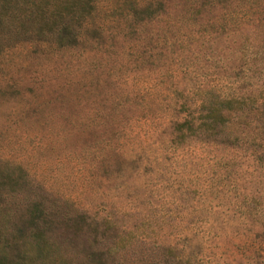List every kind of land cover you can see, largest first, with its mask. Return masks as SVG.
Returning a JSON list of instances; mask_svg holds the SVG:
<instances>
[{"label":"rangeland","instance_id":"1","mask_svg":"<svg viewBox=\"0 0 264 264\" xmlns=\"http://www.w3.org/2000/svg\"><path fill=\"white\" fill-rule=\"evenodd\" d=\"M5 13L0 264H264V0H97L69 47Z\"/></svg>","mask_w":264,"mask_h":264},{"label":"trees","instance_id":"2","mask_svg":"<svg viewBox=\"0 0 264 264\" xmlns=\"http://www.w3.org/2000/svg\"><path fill=\"white\" fill-rule=\"evenodd\" d=\"M96 2L97 0H0V15L5 10L7 13L2 18L10 23L16 21L29 24L38 21L40 29L37 35L41 40L52 38L56 45L69 47L78 42L84 22L94 10ZM218 105L211 109L207 105L206 113L201 115L200 122L206 128L214 125L216 116L223 115L224 107L232 110L231 106L223 107L219 102ZM258 112L264 114V108H256L253 114Z\"/></svg>","mask_w":264,"mask_h":264}]
</instances>
